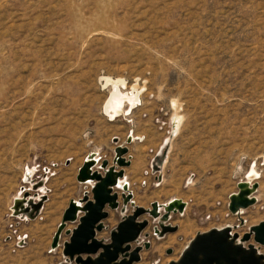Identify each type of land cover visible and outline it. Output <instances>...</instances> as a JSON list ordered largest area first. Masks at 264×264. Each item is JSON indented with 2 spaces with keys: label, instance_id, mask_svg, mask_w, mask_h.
Here are the masks:
<instances>
[{
  "label": "rangeland",
  "instance_id": "374dc122",
  "mask_svg": "<svg viewBox=\"0 0 264 264\" xmlns=\"http://www.w3.org/2000/svg\"><path fill=\"white\" fill-rule=\"evenodd\" d=\"M106 76L122 77L123 91L144 87L130 114L102 112ZM117 144L129 149L127 189L113 188L118 204L105 207L98 240L109 242L135 206L185 203L165 221L163 208L139 217L147 225L131 243L142 247L134 264L176 261L212 228L242 235L256 225L264 217V0H0V264H72L62 243L76 222L51 242L68 201L90 188L75 173L89 154L111 165ZM250 168L256 201L234 213L228 198ZM23 197L39 210L16 213L12 203ZM159 221L176 230L159 235Z\"/></svg>",
  "mask_w": 264,
  "mask_h": 264
},
{
  "label": "water",
  "instance_id": "95a60500",
  "mask_svg": "<svg viewBox=\"0 0 264 264\" xmlns=\"http://www.w3.org/2000/svg\"><path fill=\"white\" fill-rule=\"evenodd\" d=\"M122 151L125 153L126 147ZM100 163L98 166L103 172L92 170L96 165L92 160H84L79 167L76 180L87 179L91 182L90 188L80 198L81 208L78 213L75 204L68 202L61 216V227L58 225L57 232L53 234L51 247L58 246V235L66 223L76 222L73 228L65 230L67 240L62 243V255L72 264L137 263L142 247L140 245L131 247V243L137 240L147 225V220H139L141 215L146 214V209L135 206L133 211L124 216L116 228L110 231L109 242L105 243L95 237L96 232L103 227L102 220L107 217L105 207L111 209L117 207L118 194L113 188L118 186L116 177H123L122 167L127 166L129 161L122 157L117 160L116 165H109L106 159H102ZM122 189L126 190L127 186H123ZM122 198L127 202L131 195L122 194ZM251 203L253 200L248 198L239 201L242 208ZM27 204L22 207V212L26 214L36 213L41 206V202L34 203L30 199ZM168 207L172 209L171 206ZM229 208L235 213L234 205L232 207L229 205ZM179 210H183L182 206H179ZM149 215L156 218L159 216V213H156V204H151ZM167 215L168 212L165 211L160 220H167ZM162 221H159V227L155 229L159 235L176 230L175 226L163 224ZM229 230L230 228L226 226L219 230L212 228L197 233L182 250L179 258L168 264H264V219L250 226L242 235L237 232L229 234ZM245 243L247 244L244 245ZM148 245V242H145L144 248ZM259 249H262V252H259ZM166 252L170 253L171 250Z\"/></svg>",
  "mask_w": 264,
  "mask_h": 264
},
{
  "label": "bare ground",
  "instance_id": "6f19581e",
  "mask_svg": "<svg viewBox=\"0 0 264 264\" xmlns=\"http://www.w3.org/2000/svg\"><path fill=\"white\" fill-rule=\"evenodd\" d=\"M106 86H108L109 89H108V94L102 103V112L104 113L105 116H107L109 120H113L118 116H125L127 114H130L131 110L138 105V102H140V95H141V92L144 90L143 86L140 87L138 83H135V84H132L130 88H128L126 91H123L122 89L125 86V81L122 77H117V78H111L108 76L104 77L102 87H106ZM176 118L172 120V124L175 128L177 127L178 122H179L178 118L177 119ZM126 139H127V142L130 143L132 140H135L137 138L128 134ZM123 148H124L123 145H120V144L115 145V147L113 148V157H112L113 160L111 162V165L113 164L116 165L117 160L122 157L126 161H128L127 158H125L128 148L126 147L127 151L125 153H123L122 151ZM263 159H264V153H263ZM84 160L86 161L92 160L94 163L98 165L101 164L100 160H98V158L94 154L87 155L83 159V161ZM77 174H78V171H77ZM257 177H258L257 172H255L254 170L250 168L246 172L245 178L239 181L236 187L237 191L230 194V197L228 198V203L231 207L232 205H234V210L236 213L239 214L242 210V207L239 205V201L241 199L248 198L249 200H253V202L256 201L255 196H253V194L256 191L255 185H252L251 180L257 179ZM122 178L123 177H120V178L116 177V184L120 188H122L123 186H127L126 183H124V181L121 180ZM78 182L86 183L88 182V180L87 179L79 180ZM28 201L29 199L26 197L15 198L14 202L12 203V205H14L13 206L14 211L16 213H21L22 207L26 206ZM68 202H73L75 204L77 208V213H78L81 208L80 198L77 200L70 199ZM154 204H156V213H159L160 208H163L168 213L175 212V211L180 213L179 206H182L183 210L185 209V203L182 200L177 199V198H173L169 200L168 202H166L165 204H158L156 202H154ZM168 206H171L172 209H169ZM146 210H147L146 212V215H147L149 214L150 208ZM58 225L59 227H61L60 222L57 224L55 232H57L58 230L57 229ZM228 228H230L229 234H231L232 232L231 227L228 226ZM215 229L219 230L220 228H215ZM61 231H63V229ZM60 235H61V232L58 235V239L60 238Z\"/></svg>",
  "mask_w": 264,
  "mask_h": 264
},
{
  "label": "crops",
  "instance_id": "0c3cea01",
  "mask_svg": "<svg viewBox=\"0 0 264 264\" xmlns=\"http://www.w3.org/2000/svg\"><path fill=\"white\" fill-rule=\"evenodd\" d=\"M137 139H135V140H139V137L140 136H137V135H134ZM134 142V141H133ZM127 154H129V149H128V151H127ZM125 155V158H128V155ZM83 161V160H82ZM129 163H130V161H129ZM82 164V163H81ZM76 174H77V172L75 173V176H76ZM79 183V182H78ZM81 184H84V183H81ZM91 185V183L89 184V186ZM84 193V191H82V193L81 194H83ZM232 193V192H231ZM230 193V194H231ZM262 219H264V217L262 218ZM262 219H260L256 224H258ZM75 226V225H74ZM250 243H253V241H250Z\"/></svg>",
  "mask_w": 264,
  "mask_h": 264
}]
</instances>
